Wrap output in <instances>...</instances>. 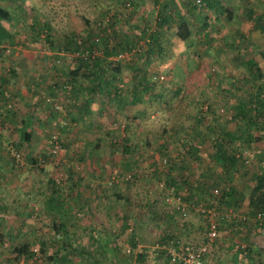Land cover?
<instances>
[{
	"label": "rangeland",
	"instance_id": "obj_1",
	"mask_svg": "<svg viewBox=\"0 0 264 264\" xmlns=\"http://www.w3.org/2000/svg\"><path fill=\"white\" fill-rule=\"evenodd\" d=\"M122 1L125 0H0V4L11 14L9 21L0 18L7 37L2 36L5 39L0 41V74H11L5 87L9 92L11 108L15 107L17 111L25 109L26 101H29L25 85L30 83L29 86H35L33 82H37L40 85L36 89L45 94L43 85L53 79V70H67L73 66L71 56L57 50L65 33H81L86 27L83 16L92 24L102 10L119 7ZM134 1L138 9V0ZM141 2L143 7L139 10L140 14L152 9L150 0ZM223 2L231 5L233 14L229 19L221 14L214 20V25L209 27V43H199L197 38H193V43L187 45L172 36V29L168 30L170 41L167 55L155 58L154 62L161 74V81L155 87L162 90L161 98H145L131 103L126 100L128 93L122 91L124 101L105 110L98 107L95 98H90L87 103L88 115L99 126L80 122L72 124L66 133H58L53 120L41 126L30 125V130L34 131L33 137L17 147L18 159L11 158L6 147L18 140L17 134L0 133L7 134V138H4L7 142L0 141L4 160L12 161L11 173L0 163V181L3 177L8 181L6 184L0 182V202L3 201L6 206H17L16 202L24 199L26 204L20 206L28 211L27 219L9 218L10 213H2L0 264H46L48 256L55 252L70 256L73 264H173L165 253L168 240L160 241L162 234L176 240H173L176 246L187 241L198 243L202 240L204 218L193 209L194 204L190 201H187L190 205L186 206L185 214L171 211L175 202H167V185L151 175L149 158L154 151L152 147L162 139L161 133H165V143L171 149L175 136L182 137V133L186 132L184 129L195 123L190 115L205 113V103L213 106L217 113L231 112L232 103L244 96V85H238L235 89L234 77L246 57L254 58L264 70L259 52L264 51V0ZM180 7L184 11L185 7ZM245 8H250V12L245 13ZM207 17L205 21L209 24L213 19L212 12L208 11ZM136 20L138 11L128 23ZM43 23L47 26H43ZM121 28L124 29V26ZM224 41L228 43L224 44ZM135 60L121 64V74L124 80L127 78V84L131 81V69L127 64L135 62L138 66V60ZM218 75H223V79L219 80ZM27 76L34 79L30 78L29 83L25 84ZM175 80L181 84L176 96L171 89ZM261 93L264 97V86ZM31 97L30 103L34 104L36 95ZM112 113L127 125L119 133L131 135L134 142L129 151V157L134 159V165H129L130 168L121 161L119 148L109 152L108 143L105 142V131L108 126L114 125L115 118L110 119ZM162 128L167 130L162 132ZM199 130L204 129L199 127ZM116 134L118 131L113 133ZM51 135L55 136L60 146L48 157L45 153ZM98 135L103 138L93 149L90 143ZM142 137H147L151 145L145 144ZM61 141H64V145ZM185 142H191V138ZM206 144L207 141L200 147L203 155L207 151ZM242 146L247 158L245 168L233 173L230 182L243 194V200L237 209L232 210L231 206L220 203L219 197L212 196L218 231L203 264H264V223L252 221L247 204L253 180L251 173L264 170V126L256 129L252 142ZM175 148L185 157L179 144ZM193 163L191 160L190 165ZM159 167L164 169V166ZM131 170L134 176L130 174ZM191 172L189 175L196 173ZM49 178L54 181L59 179L55 188L57 194L62 193L63 196L61 202H57L60 201L57 197L53 198L56 208L45 203L49 188L44 185H49ZM23 179L40 181V191L31 192L27 186L26 191L22 192L17 183H14V188L10 185ZM70 180L77 184H68ZM97 183H103L100 186L103 190L95 189ZM34 203L37 209L32 208ZM58 210L63 212L62 217L55 215ZM15 211L22 213L21 210ZM242 215L245 217L242 218ZM24 220L27 228L23 231L16 223ZM61 220L63 228L57 225ZM35 222H38V228L33 227ZM6 224L9 228L5 227ZM130 233L133 238L129 237ZM22 241L30 243L35 256L22 254L17 259L12 257V246ZM138 251L144 254L141 261L136 258Z\"/></svg>",
	"mask_w": 264,
	"mask_h": 264
},
{
	"label": "trees",
	"instance_id": "obj_2",
	"mask_svg": "<svg viewBox=\"0 0 264 264\" xmlns=\"http://www.w3.org/2000/svg\"><path fill=\"white\" fill-rule=\"evenodd\" d=\"M150 1L154 9L152 7L144 14H140L139 11L143 7L141 0H138V9H136L137 3L134 0H125L120 3L119 7L102 10L92 24L87 17L83 16L85 29L81 33L74 31L65 33L57 46V50L61 53H68L71 56L70 58L74 62L73 66L67 70L61 68L53 70V79L43 85L45 94L30 89V83L26 85L30 95L27 100L32 102L30 101L31 95H36V102L31 104L44 105L41 109L37 107V110L47 111L48 117L55 120L54 125L57 130L59 129L58 133H66L72 124L80 122L99 126L88 115L87 103L90 98L96 99L101 110L124 101L122 91L128 93L126 100L131 103L142 101L145 98H161L162 90L155 89L157 83L161 81L159 79L161 74L158 73L154 62L155 58H163L167 55V45L170 41L168 30L172 29V36L186 42L187 45L193 43V38H197L196 41L199 43L201 41L209 43L211 41L209 27L214 25V20L221 14H224L225 19H229L233 14L230 9L231 5L223 0ZM180 5L185 7L184 11H181ZM137 11L138 20L128 23V20ZM208 11L213 14L212 22L209 24L205 21L208 18ZM247 11L250 12V8H245V13ZM0 18L6 21L11 19L9 10L1 4ZM42 25L47 26L46 23ZM122 26L124 29L121 28ZM2 36L6 37V30L0 24V41L5 39L1 38ZM227 43L224 41V44ZM259 52L264 62V51ZM119 54H124V56L120 57ZM134 58L138 60V66L135 62L127 64L131 69V81L130 84H127V78L124 80L121 74V64L127 60L132 61ZM218 77L219 80L223 79V75H218ZM234 78L235 89L238 85H244V96L232 103L231 112L217 113L213 106L205 103V113L190 115L191 118L194 117L195 123L184 129L186 132L182 133V137L175 136L171 149H168L165 143V133H161L160 138L162 139L152 147L154 151L149 158L152 167L151 175L161 179L168 189L180 197L185 205H190L187 202L190 201L194 205L209 206L213 202L212 196L215 195V197H219L220 203L231 206L230 208L235 210L243 200V194L234 184H231L230 179L232 174L241 171L246 163L247 158L243 153L242 145L252 142L256 129L264 126V97L261 93L264 86V70L254 58L248 56L244 59L243 66ZM33 83L35 86L38 85L36 82ZM173 84L171 89L176 96L181 84H177L176 80ZM8 95L7 89L0 88V98L1 96L4 98L3 103L8 100ZM113 118H115L114 125L108 126L105 131L107 134L105 142L108 143L109 152L119 148L121 161L130 168L129 165L133 164L134 159L129 157V151L134 142L130 138L131 135L119 133L120 130L126 129V123L112 113L110 119ZM32 120L33 117L26 115L21 121L20 127L18 129L14 127L18 140L6 146L11 158L16 157L12 151L18 153L19 157L17 147L30 139V133L25 128ZM199 127L204 130L200 131ZM166 130L162 128V132ZM116 131L118 134L113 135ZM101 138L103 136L98 135L90 143L93 149L98 147ZM187 138H191V142L186 143ZM141 140L145 144L151 145L147 137H142ZM53 141H56L55 137L50 139L45 156L52 155L49 147ZM205 141H207L205 148L207 151L203 155L200 147ZM61 143L64 145V141ZM177 144L183 149L185 157L176 151ZM18 157L16 158L18 159ZM191 160L195 163L190 165ZM160 165L164 166V169L159 167ZM191 171L196 173L189 175L192 173ZM130 174L135 175L132 170ZM251 175L253 180L247 197L249 213L253 222L258 221V224H262L264 223V170L254 171ZM70 181L73 182L70 183ZM70 181L68 183L70 185L77 184L74 180ZM48 183L49 189L45 203L46 205L50 204L53 208L56 206L53 198L57 197V200H60L57 202H61L63 196L61 197L62 193L57 194L54 180L49 178ZM100 186H103V183H97L95 189H102ZM95 195L96 193L93 196ZM171 209V211L178 212L175 207H171ZM171 211H169L170 218ZM256 212L261 213L259 218L256 217ZM129 237L133 238V234L130 233ZM167 240L169 243H174V239H169V235L162 234L160 241L167 242ZM42 243L44 242L42 241ZM11 251L13 252L12 257L15 259L22 254L36 255L28 241L15 243ZM77 251L83 252V250ZM165 253L169 260L167 249ZM143 256L141 251L136 253V258L140 261ZM46 261V264H73L70 256L56 252L48 256Z\"/></svg>",
	"mask_w": 264,
	"mask_h": 264
},
{
	"label": "crops",
	"instance_id": "obj_3",
	"mask_svg": "<svg viewBox=\"0 0 264 264\" xmlns=\"http://www.w3.org/2000/svg\"><path fill=\"white\" fill-rule=\"evenodd\" d=\"M7 70H9V69L7 68ZM10 76H11V74L9 72L7 74H5V73L0 74V88L1 89H3V88L8 86L7 82H8V79L10 78ZM26 78L27 79L25 80V84H26V82L29 83V80H30L31 76H27ZM38 85H40V84L38 83ZM31 86H30V89H34L36 91H40L41 92V90L36 89L37 88L36 86H34V87H31ZM25 88H26V85H25ZM3 101H4V98H2V96H1V98H0V133H15V132L17 133V131L14 129V127H16L18 129V127H20V125H21L20 123H21V121H23L24 117L26 115H29L30 117H33V120L31 121V123L25 129H26V131L28 133H30V138H32L33 137L32 133L34 131L30 130V128H29L30 125H33V124L38 125L39 124L41 126V124L44 125L45 123H47L48 121L53 119V118L48 117V115L46 114V112H47L46 110H45V112L37 110V107H38V109H41V107L44 106L43 104H39L40 106L39 105L36 106V105H32L29 101H26L25 109L22 110V111H17V109H14L15 107H12V108H11V106L5 107L4 106L5 102L3 103ZM53 121H55V120H53ZM4 138H7V134L6 135H0V141H2L1 143L7 142L6 139H4ZM4 159H5L4 150L2 149V146H0V163L3 164L6 167V170L8 171V173H11V171H12L11 163L12 162L10 163V161L4 160ZM8 173L6 174L7 177H8ZM32 181H34V180H25V179H23V180H18L16 182H11L10 185L13 187L14 183H17V185L21 186V191L22 192L26 191L25 188H27V186H28V189L31 190V192H34V190H38V188L40 186V181L35 180L33 182L34 186L31 185ZM0 182L2 184H6V182H8V181H6L5 177H3ZM44 182L46 183L45 180H44ZM44 187L46 188L47 185H44ZM38 191H40V190H38ZM46 191H48V190H46ZM19 198L20 197H18V199ZM21 199H22V197H21ZM15 200H17L16 196H15ZM23 200H20V202H18V203L16 202L17 206H6L3 203V201H2V203L0 202V217L2 216V213H4V212L6 213L7 212V213H10V214H8L9 218H11V217H13V218L22 217L24 219H27L28 211H24L23 208L20 206L21 204L23 206L26 204L25 201H23ZM30 203H33V202H30ZM32 208L37 209V206L35 205V203L32 205ZM15 210H17V211L21 210L22 213L18 214ZM33 214L35 215V213H33ZM57 214L59 215V217H62L63 212L60 210L58 213L57 212L55 213L56 216H57ZM26 224H27L26 220L19 221L18 223H16V225L20 226L21 230H23V231L27 228ZM57 225L60 226V227L62 226V228H63L62 220L58 221ZM38 226H39L38 222H35L34 225H33V227H35V228H38ZM5 227L9 228V225L6 224ZM29 227L31 228V226H29ZM1 230H3L2 228L0 229V232H3ZM21 233L24 234L23 232H21Z\"/></svg>",
	"mask_w": 264,
	"mask_h": 264
},
{
	"label": "built area",
	"instance_id": "obj_4",
	"mask_svg": "<svg viewBox=\"0 0 264 264\" xmlns=\"http://www.w3.org/2000/svg\"><path fill=\"white\" fill-rule=\"evenodd\" d=\"M179 1H187V0H179ZM197 2L198 0H194ZM120 57L124 56V54H119ZM161 77V75H159ZM5 107H9L10 103L7 100L4 103ZM55 136L51 135L53 139ZM52 141V140H51ZM58 149V144L56 141L52 142V145L49 147V151L53 154V152ZM16 157H18V153L12 151ZM59 179H55V182H58ZM215 192V190H214ZM167 202L173 200L174 207L180 212V214H185L186 206L184 202L181 201L180 197L177 194H174L170 189L165 195ZM193 209L199 212L205 221V232L203 238L198 243H193L191 241H187L182 245L176 246L172 242L169 243L167 247V253L169 255V261L173 264H203L204 257L209 250V247L217 235L218 231V222L215 218L216 211L213 204L209 206H204L201 204H196L193 206ZM261 216L260 212H256V217L259 218ZM242 218L245 216L242 215Z\"/></svg>",
	"mask_w": 264,
	"mask_h": 264
},
{
	"label": "clouds",
	"instance_id": "obj_5",
	"mask_svg": "<svg viewBox=\"0 0 264 264\" xmlns=\"http://www.w3.org/2000/svg\"><path fill=\"white\" fill-rule=\"evenodd\" d=\"M167 249V248H166ZM209 251V250H208ZM207 254V253H206Z\"/></svg>",
	"mask_w": 264,
	"mask_h": 264
}]
</instances>
